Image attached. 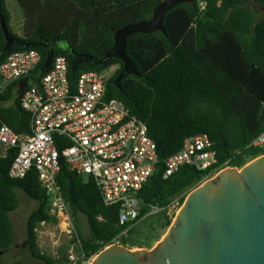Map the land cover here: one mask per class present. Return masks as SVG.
Returning a JSON list of instances; mask_svg holds the SVG:
<instances>
[{
  "label": "trees",
  "instance_id": "16d2710c",
  "mask_svg": "<svg viewBox=\"0 0 264 264\" xmlns=\"http://www.w3.org/2000/svg\"><path fill=\"white\" fill-rule=\"evenodd\" d=\"M17 1L24 9V36L12 32L6 0H0L9 32L18 42L38 43H13L5 49L0 12V63L11 51L30 48L38 49L42 59L28 76L0 92V124L7 123L17 133L30 131V114L21 105V94L38 83L61 54L68 59L72 78L84 70L117 65L106 81L107 97L118 98L131 114L144 120L157 144L160 161L139 191L143 205L134 224L120 225L119 205H106L94 179L61 160L57 181L75 225L72 240L79 239L75 248L85 258L118 237L128 247L150 248L147 237L138 239L133 233L135 225L145 217L164 216L168 227L172 220L164 212L147 215L151 204L166 206L220 169L241 167L264 154L250 144L264 129V0H194L174 5L165 12L166 34L154 30L127 38L126 51L138 73L126 72L119 83L116 78L124 67L120 58L103 57L98 64L79 60L85 54H104L114 42L116 28L151 18L162 0ZM50 51L52 58L46 65ZM198 133H207L213 141L217 162L207 169L182 165L164 177L166 158L180 149L187 136ZM16 153V148L6 147L0 154V252L15 241L11 212L19 205L18 190L22 189L38 201L28 217L25 240L35 262L17 258L11 264H67L69 242L56 255L39 246L34 227L42 219H53L50 202L35 169L22 178L10 175ZM185 198L181 197L182 203Z\"/></svg>",
  "mask_w": 264,
  "mask_h": 264
},
{
  "label": "built area",
  "instance_id": "2783aa9c",
  "mask_svg": "<svg viewBox=\"0 0 264 264\" xmlns=\"http://www.w3.org/2000/svg\"><path fill=\"white\" fill-rule=\"evenodd\" d=\"M200 5L203 8L204 1ZM41 59L36 48L11 51L0 63V92L28 76ZM112 66L102 71L84 70L72 78L66 56L56 55L39 82L21 94V105L30 114V131L17 133L7 123L0 124V143L17 149L10 175L22 178L35 169L50 202L53 219H42L34 227L39 246L44 249L40 238L54 226L69 242L67 264L79 260L89 264L93 256L85 258L84 252L75 248L79 239L72 240L75 225L57 181L61 160L91 176L106 205H119L120 225L135 223L143 205L139 191L160 161L147 123L131 114L118 98L107 97L106 81L114 71L106 70ZM250 144L264 150V129ZM216 162L213 141L207 133H198L187 136L180 149L166 158L163 175L167 177L186 164L207 169ZM184 195L174 196L166 206L151 204L147 215L164 212L170 216L181 207ZM51 241L56 255L65 242L55 237Z\"/></svg>",
  "mask_w": 264,
  "mask_h": 264
},
{
  "label": "water",
  "instance_id": "95a60500",
  "mask_svg": "<svg viewBox=\"0 0 264 264\" xmlns=\"http://www.w3.org/2000/svg\"><path fill=\"white\" fill-rule=\"evenodd\" d=\"M194 0H162L152 17L126 23L114 31L112 46L100 56L85 54L79 61L100 63L118 57L124 67L118 74L138 73L126 51L127 38L137 32L161 30L165 12L178 3ZM1 21L8 49L18 42L9 32L2 10ZM52 58L48 53L46 65ZM76 60L73 57L72 64ZM90 264H264V154L241 167L227 166L201 181L186 196L163 237L152 247H128L113 242L96 253Z\"/></svg>",
  "mask_w": 264,
  "mask_h": 264
},
{
  "label": "rangeland",
  "instance_id": "374dc122",
  "mask_svg": "<svg viewBox=\"0 0 264 264\" xmlns=\"http://www.w3.org/2000/svg\"><path fill=\"white\" fill-rule=\"evenodd\" d=\"M6 6L10 13V28L13 33L18 34L20 36H24L25 33V23H24V10L22 7H20L17 0H6ZM263 14V13H261ZM117 68L116 65L112 66V70L108 69L106 72H113ZM5 151V147L3 144L0 143V154H3ZM227 167V166H226ZM223 169V168H222ZM221 170V169H220ZM218 173V172H217ZM216 173V174H217ZM214 174L213 176H215ZM211 176V177H213ZM210 178V177H209ZM193 188L187 190L184 192V194L187 196L189 192ZM19 195V205L18 207L11 212V218L14 223L15 228V241L13 245L3 251L0 252V264H11L15 259L21 258L25 259L27 261H33V257L30 254L26 244V236H27V220L29 215L31 214L32 210L35 209L38 205V201L31 196H29L24 190L19 189L18 190ZM183 204V203H182ZM181 204V205H182ZM180 205V206H181ZM180 208V207H179ZM179 210V209H178ZM177 211L171 212L169 215L166 216L167 218H171V224L175 219ZM158 215H161V213H157ZM164 216H153V217H145L139 220L137 225H135L133 229V233L135 236H137L138 239H142L144 237H147V240L150 241L152 248L166 233L168 230V226L164 225ZM170 224V225H171ZM84 233H87L88 227L86 224H84ZM138 230L139 233H138ZM129 233V232H127ZM125 233V234H127ZM134 236V237H135ZM55 237L56 239H59L60 242L64 240L65 243H67V239H65V236L60 234L59 231L55 229L54 226H51L46 233L40 238V244L44 248L43 250H46L49 253H52L54 251V245H52L51 238ZM120 237H118V241L116 243H120ZM39 240V238H38ZM67 241V242H66ZM122 244V243H120ZM137 247V246H135ZM146 247V246H144ZM148 248V247H147ZM56 250V248H55ZM59 252V250H58ZM53 254V253H52ZM94 257V255H93ZM92 257V259H93ZM90 260V262L92 261ZM90 264V263H89Z\"/></svg>",
  "mask_w": 264,
  "mask_h": 264
},
{
  "label": "crops",
  "instance_id": "0c3cea01",
  "mask_svg": "<svg viewBox=\"0 0 264 264\" xmlns=\"http://www.w3.org/2000/svg\"><path fill=\"white\" fill-rule=\"evenodd\" d=\"M17 2H18V1H17ZM18 3H19V2H18ZM19 5H20V4H19ZM20 7H21V5H20ZM23 10H24V9H23ZM23 13H24V12H23ZM24 15H25V14H24ZM24 22H25V16H24ZM4 152H5V151H4ZM4 152H3V153H4Z\"/></svg>",
  "mask_w": 264,
  "mask_h": 264
}]
</instances>
